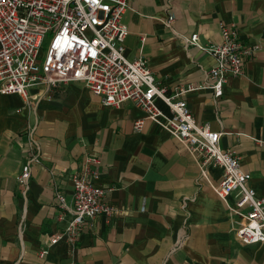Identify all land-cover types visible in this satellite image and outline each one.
I'll return each instance as SVG.
<instances>
[{"label":"crops","instance_id":"obj_1","mask_svg":"<svg viewBox=\"0 0 264 264\" xmlns=\"http://www.w3.org/2000/svg\"><path fill=\"white\" fill-rule=\"evenodd\" d=\"M122 21L127 58L146 56L157 80L174 85L206 83L214 57L180 35L199 32L218 39L221 23L234 22L243 40L260 43L244 72L231 75L224 94L210 87L185 95L193 114L223 131L220 143L234 148L264 194V0H129ZM175 14L172 27L163 18ZM18 93L0 92V264H264V242L243 244L213 184L223 172L196 158L175 136L147 119L134 102L109 106L82 81L44 84ZM42 156L33 162L27 196L19 174L29 155V130ZM100 158L98 183L118 210L97 215L71 245L63 231L67 210L56 190L73 198L72 174L86 154ZM60 234L57 242H50ZM47 254L40 255V249Z\"/></svg>","mask_w":264,"mask_h":264},{"label":"built area","instance_id":"obj_2","mask_svg":"<svg viewBox=\"0 0 264 264\" xmlns=\"http://www.w3.org/2000/svg\"><path fill=\"white\" fill-rule=\"evenodd\" d=\"M129 5V0H0V92H18L30 101L32 86L44 84L49 91L61 82L77 80L106 105L116 107L131 100L145 113L134 120V130L141 131L151 119L185 145L202 176L209 178V163L222 168L219 182L212 187L228 206L236 239L243 244L264 242V194L251 184L252 172L242 167L234 148L222 147L223 131L198 121L185 98L188 91L202 87H210L215 97L224 94L228 77L244 72L245 61L254 56L260 43L243 40L232 21L221 23V36L215 40L202 41L199 32L180 35L184 43L197 45L215 62L208 69L206 83L177 84L171 90L157 80L146 56L126 57L124 40L130 30L122 14ZM175 17L171 14L162 20L171 28ZM257 142L264 143V136ZM29 149L18 176L25 196L32 164L42 156L33 128ZM83 162L71 175L72 202H67L64 191L56 190L58 205L69 214L63 234L71 245L97 215L111 216L118 210L97 181L99 156L89 152ZM60 237L53 234L49 240L57 242ZM47 251L43 248L39 253L44 256Z\"/></svg>","mask_w":264,"mask_h":264},{"label":"rangeland","instance_id":"obj_3","mask_svg":"<svg viewBox=\"0 0 264 264\" xmlns=\"http://www.w3.org/2000/svg\"><path fill=\"white\" fill-rule=\"evenodd\" d=\"M50 36H51V34H49V36L47 37V40H46V42L43 44V47H44V49H46V48H47V47H46V45H47V41L49 40Z\"/></svg>","mask_w":264,"mask_h":264}]
</instances>
